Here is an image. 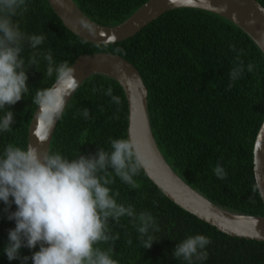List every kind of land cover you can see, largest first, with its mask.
I'll return each instance as SVG.
<instances>
[{
  "label": "trees",
  "instance_id": "obj_1",
  "mask_svg": "<svg viewBox=\"0 0 264 264\" xmlns=\"http://www.w3.org/2000/svg\"><path fill=\"white\" fill-rule=\"evenodd\" d=\"M93 21L115 26L124 22L148 0H74ZM264 6V0H258ZM28 10L18 19L27 34H44L46 40L37 49L27 44L22 56L33 51L52 50L56 64L70 65L82 54L110 52L133 63L148 88V108L152 131L164 157L172 168L194 189L213 203L236 213L264 215V203L254 175V144L264 120V54L255 41L231 20L199 8H177L165 12L136 35L111 44L89 42L68 29L48 0H27ZM245 72L228 89L229 72L236 52ZM120 51H117V50ZM39 69L28 70L30 94L15 105L11 132H0V154L9 143L24 147L28 129L38 105L32 96L37 89H48L55 77L45 78L47 61L41 56ZM254 69L247 71V64ZM111 87L120 104L105 95ZM89 109L85 119L80 113ZM3 112L0 111V116ZM129 109L122 86L104 74L87 78L74 92L54 132L50 151L68 158L80 153L95 154L99 148L110 150V140L128 138ZM219 163L227 172L219 179L213 169ZM109 171L114 169L109 168ZM134 179L140 185L132 189L118 177L110 185L118 191V203L131 205L136 213L149 212L155 218L157 241L143 248L138 221L122 217L120 224L110 220L113 234L120 239L114 245L118 264H186L173 255L176 245L187 236L203 234L211 239L208 258L202 264H264V241L231 236L181 208L153 183L144 169ZM256 192H253V189ZM254 200L255 203L251 201ZM0 201V264H24L35 249L22 247L20 258L9 260L4 252L14 220ZM132 243L128 244L127 240ZM110 244L101 245L102 248ZM27 264H32L29 259Z\"/></svg>",
  "mask_w": 264,
  "mask_h": 264
},
{
  "label": "clouds",
  "instance_id": "obj_2",
  "mask_svg": "<svg viewBox=\"0 0 264 264\" xmlns=\"http://www.w3.org/2000/svg\"><path fill=\"white\" fill-rule=\"evenodd\" d=\"M27 10V0H0V132L12 131L14 113L6 106L15 105L30 94L28 70L33 66L40 70L38 55L47 61L45 78L55 77V83L64 87L62 93L52 88L37 89L32 96L33 103L41 109V128L55 123L66 98L79 86L76 69L67 61L56 64L51 49L33 51L27 60L22 56L26 44L35 50L46 40L44 34H27L21 29L16 18ZM232 49L236 52L234 45ZM243 55V49L236 52L228 89L245 72ZM115 67L119 69L120 65ZM246 68L252 72L254 65L248 63ZM105 95L120 104V97L113 94L111 87ZM80 115L87 119L89 109L84 108ZM34 135L37 145L21 147L9 143L0 154V201L8 206L5 211L13 203L16 205V210L8 214V219L16 224L9 230V243L4 248L9 260L20 258L22 247L39 246L31 257H23L24 264L29 259L32 264H118L113 253L120 234H113L110 220L119 225L122 217L138 221L143 248L152 247L158 240L152 232L159 231L155 218L149 212L137 214L133 206L118 203L119 192L110 187L115 177L132 189L140 187L134 177L150 163L140 143L128 138L111 139L110 150L100 147L95 154L80 153L70 159L59 151L43 149L48 140L46 134L37 130ZM213 171L219 179L227 176L219 163ZM258 194L264 199V190ZM127 243L131 244V239ZM103 244L110 246L102 248ZM210 244L211 239L203 234L190 235L176 245L173 255L186 264H202L208 258L206 249Z\"/></svg>",
  "mask_w": 264,
  "mask_h": 264
},
{
  "label": "water",
  "instance_id": "obj_3",
  "mask_svg": "<svg viewBox=\"0 0 264 264\" xmlns=\"http://www.w3.org/2000/svg\"><path fill=\"white\" fill-rule=\"evenodd\" d=\"M65 26L79 37L96 44H111L136 35L159 16L177 8H199L217 13L240 26L264 54V6L258 0H148L124 22L105 26L90 19L74 0H48ZM90 25V27H85ZM119 64L117 69L115 65ZM76 69L79 86L91 75L104 74L115 79L123 88L129 109L128 139L141 144L150 163L144 171L159 189L173 202L218 230L240 238L264 241V215H249L227 210L194 189L172 168L160 150L152 131L148 108V88L138 68L122 56L110 52L80 55L72 64ZM62 93L64 87H50ZM66 98L62 114L74 92ZM41 109L37 106L28 129V144L37 145L34 132L47 135L42 146L50 150L58 122L42 128ZM254 175L259 192L264 190V120L254 144ZM264 203V199H262Z\"/></svg>",
  "mask_w": 264,
  "mask_h": 264
}]
</instances>
